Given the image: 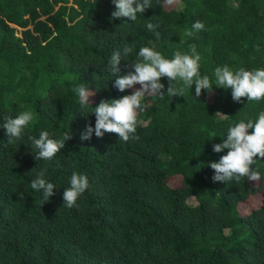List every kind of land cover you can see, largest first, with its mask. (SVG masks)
<instances>
[{"label":"trees","instance_id":"1","mask_svg":"<svg viewBox=\"0 0 264 264\" xmlns=\"http://www.w3.org/2000/svg\"><path fill=\"white\" fill-rule=\"evenodd\" d=\"M151 3L131 21L111 17L113 0H0V264H264V158L252 166L259 181L214 182L208 166L227 153L213 144L230 125L255 120L264 98L238 103L231 88L213 85L194 99L193 84L184 96L142 100L139 139H80L101 99L135 89L113 87L108 66L126 46L133 50L122 55L121 75L134 71L148 40L167 58L195 44L200 74L213 83L218 66L264 68V0ZM196 21L204 29L185 37ZM161 82L166 92L168 78ZM81 83L95 93L85 107L73 92ZM28 110L33 121L9 143L2 125ZM45 130L71 134L51 161L34 159L32 138ZM44 168L56 188L41 205L31 181ZM74 171L89 187L68 208L63 192Z\"/></svg>","mask_w":264,"mask_h":264},{"label":"clouds","instance_id":"2","mask_svg":"<svg viewBox=\"0 0 264 264\" xmlns=\"http://www.w3.org/2000/svg\"><path fill=\"white\" fill-rule=\"evenodd\" d=\"M174 0H167L171 5ZM115 11L111 13L112 18L120 19L126 17L128 20L136 21L137 15L142 14L149 7H152L151 0H113ZM149 31L155 32L157 39L160 33L156 31L159 27L151 22L146 25ZM204 24L196 21L192 24L191 30H185L184 36L191 38L195 32L203 30ZM181 43H184L181 40ZM157 43L148 40L147 44L139 49L137 53L140 59L131 65L133 70H128L121 75L119 67L122 55L127 56L132 52V46L124 47L123 51H114L108 61L111 75L115 76L113 87L124 92L135 88L131 94L123 95L114 99H101L94 108L95 126L87 124L80 135L81 140H90L95 134L96 138H103L105 133H116L120 140L127 142L130 139H139L135 135L137 131V110L143 111L148 107H142V100L146 97H156L163 100L165 96H184L185 90L195 84V97L201 96V90L211 93L213 85L228 89L231 88L232 99L241 102L242 97H247L248 101H260L264 98V68L246 70L243 67L234 70L229 65L218 66L214 69L213 83L209 75L200 74V62L202 56L197 51L195 44L188 45L187 52L179 50L167 58L160 51L156 50ZM259 51V47H257ZM168 78L166 92L163 91L165 85L161 78ZM73 92L78 94L81 107L91 104L90 97L95 93L88 88L85 83H81L73 88ZM219 113V112H218ZM224 115V114H223ZM227 116V115H225ZM32 111H24L15 118H7L2 127L6 130L8 142L13 143L19 140L25 127L33 121ZM249 129H252L249 132ZM212 138L216 136L211 133ZM71 134L66 132L62 138H55L49 131H41L39 138H32V144L37 150L34 159H44L51 161L57 153L65 147ZM227 149V153L220 156L218 161H210L208 166L214 170L212 180L214 182L239 181L247 177L250 181H259L261 173L252 167L257 160L264 158V111L258 114L253 120L251 118L241 119L238 123L230 125L226 138L220 143L213 144L212 151L221 153ZM47 169H41L36 178L31 181V188L42 193L41 205L49 201V197L55 195V184L46 179ZM89 187L86 175L73 172L70 177V186L63 192V203L72 208L75 206L77 198ZM20 200H23L24 193L18 192Z\"/></svg>","mask_w":264,"mask_h":264},{"label":"rangeland","instance_id":"3","mask_svg":"<svg viewBox=\"0 0 264 264\" xmlns=\"http://www.w3.org/2000/svg\"><path fill=\"white\" fill-rule=\"evenodd\" d=\"M178 5L181 6V2H178ZM139 87H140V85H138V84L134 85V88H139ZM189 201L192 203H195L196 199L192 196V197H190Z\"/></svg>","mask_w":264,"mask_h":264}]
</instances>
